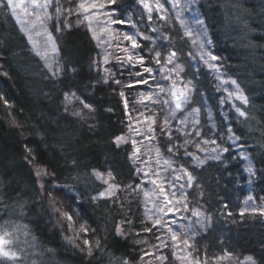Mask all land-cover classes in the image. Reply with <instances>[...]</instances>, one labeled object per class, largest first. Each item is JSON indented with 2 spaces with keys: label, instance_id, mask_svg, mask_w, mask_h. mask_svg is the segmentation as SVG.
Returning a JSON list of instances; mask_svg holds the SVG:
<instances>
[{
  "label": "trees",
  "instance_id": "1",
  "mask_svg": "<svg viewBox=\"0 0 264 264\" xmlns=\"http://www.w3.org/2000/svg\"><path fill=\"white\" fill-rule=\"evenodd\" d=\"M34 1L0 0V264H264V0Z\"/></svg>",
  "mask_w": 264,
  "mask_h": 264
},
{
  "label": "rangeland",
  "instance_id": "2",
  "mask_svg": "<svg viewBox=\"0 0 264 264\" xmlns=\"http://www.w3.org/2000/svg\"><path fill=\"white\" fill-rule=\"evenodd\" d=\"M173 1V5H176V9L177 10H182L184 8H186L187 3L190 0H172ZM11 9L15 12L14 14H16V16L18 17V19H20L22 22L26 20V17L29 16V14H35V15H40V11H39V5L36 1L34 0H8ZM183 2L186 3V5H182ZM172 5V6H173ZM182 14L184 16V19L189 18V20L193 19V13L191 11V8H189L188 10H182ZM27 21V20H26ZM226 90L233 92V88L230 87V85H225ZM175 92H177L175 90ZM34 173L35 176L37 178V180L39 181L40 185L41 183L46 179V174L45 172L40 169V168H34ZM76 195V194H75ZM74 195V196H75ZM73 194H71L69 197L71 198H67L66 197V202H64L63 204L59 202L61 209H59V207H57V211L55 209L52 208L51 213L52 216H50L49 214V218H51V222L54 223V225L61 229V225L60 224H64L66 223V226H68L67 228V235L68 236H76V237H80L81 235L84 234L81 226H80V222L78 220H71L68 216V209H74V212L76 213V206H75V201L76 204H78L81 201V197L77 196L74 197ZM73 201V203L71 204V200ZM81 203V202H80ZM62 210V211H61ZM83 233V234H82ZM86 233H90V231H86ZM88 243V241H87ZM90 244H86V246H89Z\"/></svg>",
  "mask_w": 264,
  "mask_h": 264
},
{
  "label": "snow or ice",
  "instance_id": "3",
  "mask_svg": "<svg viewBox=\"0 0 264 264\" xmlns=\"http://www.w3.org/2000/svg\"><path fill=\"white\" fill-rule=\"evenodd\" d=\"M134 46H135V44H134ZM172 56L174 57V56H175V53H172ZM212 59H216V57L213 56ZM169 62H170V63L172 62V61H171V58L169 59ZM233 83H235V82H233ZM239 98L242 99V100H244V97H243L242 95H241ZM245 103H246V100H245ZM180 106H181L180 103H177V108H178V109L180 108ZM85 107H89V105H88V104H85ZM240 115H244V113L241 112ZM170 150H171V149H170ZM249 171H251V169H249ZM189 179L191 180V177H189ZM3 255H4V256H8V253H7V252H4Z\"/></svg>",
  "mask_w": 264,
  "mask_h": 264
}]
</instances>
